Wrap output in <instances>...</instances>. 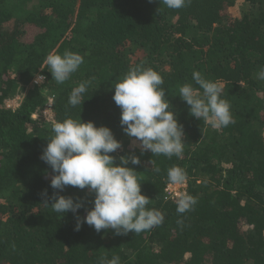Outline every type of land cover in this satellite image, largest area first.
I'll return each mask as SVG.
<instances>
[{"label": "trees", "instance_id": "trees-1", "mask_svg": "<svg viewBox=\"0 0 264 264\" xmlns=\"http://www.w3.org/2000/svg\"><path fill=\"white\" fill-rule=\"evenodd\" d=\"M248 10L234 17L237 3ZM79 53L84 63L63 84L51 77L50 53ZM151 68L163 78L165 99L183 126L180 158L141 152L126 136L114 87L130 68ZM264 0H189L180 9L159 0H0V264H264ZM194 71L223 85L235 123L213 129L189 112L179 87L196 85ZM44 77L42 88L32 83ZM90 81L81 106L68 97ZM22 96L16 109L5 103ZM52 100V121L38 116ZM108 127L122 147L115 157L136 155L146 206L163 222L141 233L116 235L63 218L41 205L47 192L80 198L82 219L93 195L50 186L53 175L40 159L65 118ZM132 140L137 146H132ZM119 163V160H116ZM186 173V192L197 203L178 213L166 199L168 170ZM159 171H155V169ZM51 200L48 201L49 205ZM182 221V223H178Z\"/></svg>", "mask_w": 264, "mask_h": 264}, {"label": "clouds", "instance_id": "clouds-1", "mask_svg": "<svg viewBox=\"0 0 264 264\" xmlns=\"http://www.w3.org/2000/svg\"><path fill=\"white\" fill-rule=\"evenodd\" d=\"M161 2L167 8L180 9L189 0H159ZM83 63V56L71 51L63 55L50 53L46 57L51 77L58 84L67 81ZM257 78L264 80V67L257 73ZM192 79L199 87L191 83L179 87V97L189 106L190 114L205 121L213 129H222L235 123L231 105L221 95L223 85L206 79L198 71L192 73ZM90 83L83 81L72 89L68 97L70 106H81ZM161 85L163 78L157 71L133 67L113 85L112 99L121 110L120 125L123 132L139 141L141 152L150 151L155 155L180 158L185 145L183 126L178 123L169 101L165 99ZM52 133L40 157L52 170L50 186L60 191L66 186L81 190L87 188L88 194L93 195V201L82 219L77 215L78 209L84 207L80 198L74 200L71 196L56 192L48 197L45 191L42 193L45 199L41 205L51 207L53 212L60 214V218L72 212L76 216V231L80 230L82 223H86L98 233L112 229L116 235H127L129 232L138 234L163 222V213L146 207L151 199L141 193L137 171L127 166L129 162L132 165L140 164L139 157L128 155L117 158L110 155L122 145L108 127L68 117L55 121ZM117 159L119 163H116ZM167 179L173 185H182L186 173L174 166L168 170ZM49 200L52 201L50 205ZM196 203V199L187 192H179L176 210L185 213ZM100 264H120V257H104Z\"/></svg>", "mask_w": 264, "mask_h": 264}, {"label": "rangeland", "instance_id": "rangeland-1", "mask_svg": "<svg viewBox=\"0 0 264 264\" xmlns=\"http://www.w3.org/2000/svg\"><path fill=\"white\" fill-rule=\"evenodd\" d=\"M248 9H249L248 6L243 5V3L241 2V3H237V5L235 7L231 8L230 12H231V14L234 17H239L243 13H245ZM32 83L35 84L37 87L42 88L43 85H44V79H41L40 78V74H37V75H35L33 77ZM21 99H22V96H16L13 99L7 101L5 103V106L7 108H10V109L14 110V109H16L19 106V104L21 102ZM48 99H50L49 96H47V103H48ZM45 109H46V107H45ZM45 109L42 112H40L38 114V116H35L34 118L39 117L44 122L50 123L52 121V109L51 110L50 109H46L45 110ZM131 145L132 146H135V145L137 146V142L132 140ZM181 190H184L183 189V184L182 185H174V186H172V192H179Z\"/></svg>", "mask_w": 264, "mask_h": 264}, {"label": "built area", "instance_id": "built-area-1", "mask_svg": "<svg viewBox=\"0 0 264 264\" xmlns=\"http://www.w3.org/2000/svg\"><path fill=\"white\" fill-rule=\"evenodd\" d=\"M41 78V77H40ZM46 109H52V100H51V98L50 99H48V103H47V105H46ZM45 109V110H46ZM35 117V116H34ZM172 186H174L173 184H171V183H169L167 186H166V188H165V195H166V199H171V200H174V201H176L177 200V194L179 193V192H186V184L185 183H183V189L184 190H181V191H179V192H172Z\"/></svg>", "mask_w": 264, "mask_h": 264}]
</instances>
